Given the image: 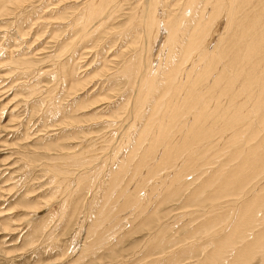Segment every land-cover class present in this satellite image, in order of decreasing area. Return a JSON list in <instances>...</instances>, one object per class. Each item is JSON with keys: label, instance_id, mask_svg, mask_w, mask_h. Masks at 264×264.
<instances>
[{"label": "rangeland", "instance_id": "1", "mask_svg": "<svg viewBox=\"0 0 264 264\" xmlns=\"http://www.w3.org/2000/svg\"><path fill=\"white\" fill-rule=\"evenodd\" d=\"M86 1L34 0L24 6L18 21L15 18L16 11L4 18L0 17V264H215L220 253L224 257L234 247L230 240L235 231H238L240 217L245 214L244 211L230 210L231 207L223 203L224 199L219 200L220 195L215 192L218 185L205 190L203 188L208 179L214 177L215 180L219 177L221 164L225 159L228 160L226 156L213 157L211 153L217 149L204 150L195 156L191 161L192 166L197 163L203 166L208 161L209 164L202 167L205 168L202 171L205 174L197 181L188 178L181 183V190L171 199L170 196L177 190L175 184L170 185L171 194L158 183L161 190L157 192L155 199L148 201L152 204L149 210L142 205L145 200H138L142 203L136 204L138 207L133 209L134 214L127 211L125 206L124 211H121V195L118 192L117 195H112V186L106 175L111 170L119 169L121 164H127L126 167L130 164L134 166L135 161L130 163L131 153L134 154V149L138 147L140 151L149 148L160 122L157 119L148 125L152 113L139 119L132 118L130 109L134 99L130 97L126 100L121 97L127 92V84L104 81L106 74L115 71L124 54L134 51L137 46V40H122L118 32L132 25L131 13L138 11L145 0H122L113 9L115 15L112 20L96 31L98 34L95 37L99 35V38L94 43H88V47L79 48L80 46L67 44V41L76 31L81 30L83 20L77 18L87 7ZM99 2L100 0H94L93 3ZM162 2L158 1L168 15L179 4V0ZM29 9L32 12L24 11ZM108 29L112 31L107 33ZM257 55H262V48L257 50ZM17 59L31 62L32 70L12 68ZM56 72L65 75L66 82L62 75L57 77ZM69 80L73 84L70 85ZM33 88L36 89L34 94ZM163 102L160 97L153 100L154 105ZM160 112L168 114L166 110ZM73 117L81 122L73 124ZM78 127H81L80 130ZM114 133V138H111ZM249 133L250 131L244 130V135ZM84 136L92 141L96 140L92 153L94 159L99 156V162L89 158L88 155L92 154L90 152L81 154V158H88L90 163L86 160V163H81V159V162L74 161V150L85 147ZM123 142L125 145H122ZM262 143L261 136L254 135L244 153L260 152L257 148L263 146ZM64 153L70 161L68 167L59 157ZM107 158L114 163H109ZM236 161H231L228 165ZM72 162L75 163L74 166ZM86 164L91 167H86ZM101 164L107 170L109 167L112 169L106 171ZM96 166L104 171L100 172L101 169H96ZM159 168L154 179L143 182L146 183V188L154 181L163 179V176L167 177V173L172 170L169 168L170 170L163 171L160 162ZM82 169L87 174L90 173L91 177L93 175V180L89 174L86 175L90 178H87L88 181L83 179L86 173ZM143 173H146V169H143ZM75 174L81 179L78 180ZM74 177L78 180V186L74 185ZM256 180L263 181L255 184V191L261 190L258 187L264 188V178ZM95 181L97 182L94 183ZM102 183L106 185L104 190ZM98 187L100 188L97 189ZM133 188L134 184L128 183L122 188L125 191L124 198L127 195L124 199L126 204L128 200L132 201L130 203L137 202L140 194L142 199L145 193L148 194L145 190L142 192L141 189L136 191ZM103 192L106 193L104 196H109L107 199L103 197ZM261 192L257 191L259 198L264 195ZM250 196L255 199V192ZM206 197H210L211 201H207ZM235 199L237 197L233 200ZM256 202L262 203L260 200ZM109 204L119 211L115 214L118 223L113 233L108 228L112 223L110 221L104 224L106 231H101L98 227ZM262 204L263 211L264 202ZM137 208L143 211L138 209V212ZM235 212H239L241 216H237L239 213L236 215ZM146 216L150 220L146 221ZM152 216L155 217L152 219ZM209 220L213 222L211 225ZM162 223L164 229H160L161 233H158L157 229ZM228 225H231L230 230L222 237L219 235L211 238L213 231L219 233ZM195 229H199L198 232ZM155 234L157 240L154 238ZM159 238L165 242H160ZM253 238L252 235L250 239ZM109 249L112 254L108 252ZM234 254L228 257L227 262ZM263 255L264 248L244 250L237 264H258Z\"/></svg>", "mask_w": 264, "mask_h": 264}, {"label": "bare ground", "instance_id": "2", "mask_svg": "<svg viewBox=\"0 0 264 264\" xmlns=\"http://www.w3.org/2000/svg\"><path fill=\"white\" fill-rule=\"evenodd\" d=\"M32 1L34 0H0V17L4 18V16H9L13 11H16L15 18L18 21V17L22 15L24 6ZM158 1L162 2V0H145L138 11L131 13L132 25L124 27L118 32V35L122 40L135 39L138 41V44L133 49L134 51L130 53L126 51L127 53L124 54L123 59L115 67V71L110 70L112 73H109V75L105 73L106 79L104 78V81L127 84L128 89H125L127 92L121 97H124L126 100L130 97L134 99V104L130 109L132 118L139 119L148 113H152L148 125L160 119L157 126L158 131L154 132L152 141H148V143L150 142L148 149L145 148L140 151V147H138V149L133 148L136 150L134 154L131 153L130 155V153H127L132 159H129L131 160L130 163L135 161L133 162L135 163L134 166L128 160L127 163L130 165L127 167V164H121L120 162L121 165H119V169L117 168L118 170L115 169L116 171L114 170V172L109 167L112 172L108 169L110 172L105 175L112 186V195H117V192L121 195V211H124L123 206H125L128 208L127 211L130 210L133 213V209L138 207L136 204L140 203L138 200H145V203L142 205L146 206V209L151 207L152 204L148 203V201H152V198L155 199L157 192L161 190L158 183L171 194L170 185L173 186L175 184L174 187L176 186L177 190L172 187L176 191L170 196L171 199L174 194H178L181 190L180 184L184 183L188 178L194 179V181L199 180L205 174L202 173L203 169H205L202 167H205L209 163L207 161L203 166L199 165V163L192 166L191 161L196 155L204 152V150L217 149L214 150V153H211L212 156L221 158L226 156L228 160L225 159V162L223 161L221 164L219 177L215 180H213L214 177L208 179L203 188L205 190L218 185L215 192L220 195L219 200L224 199L223 203L228 204L231 207L230 210L244 211L245 214L241 216L239 212H235L236 215L239 213L237 216L241 217L238 231H235L232 240H230L234 243V247L227 255L225 254V258L220 253L216 257L215 264H219L222 259L224 261L222 260L220 264L222 262L223 264H237L240 254L244 250H262L264 248V209L263 211L261 210L264 195L259 198V194L257 193V191H262L261 194H264V188L258 187L261 190L255 191V184L263 181L256 179L264 178V3L262 4L261 0H179L178 6L168 15L166 14V10H164V6L159 5ZM86 2L87 7L77 18V20H83L81 30L76 31V33L71 35L70 40L67 41V44L80 46L79 48H86L88 47V43H94L99 38V35L95 37L98 34L96 31L102 29L107 21L112 20L111 18L115 15L112 11L122 0H100L98 4H94V0H87ZM24 11L32 12L31 9ZM110 31L112 29H108L107 33ZM16 33L19 37V33ZM73 39H75L74 42L72 41ZM259 48H262V55L260 57L257 55ZM120 51L123 54V51ZM155 60L157 62L154 63ZM12 68L15 70L26 69L31 71L32 64L27 60L17 59ZM55 75L57 77L62 75L66 82L65 75L59 74V72H56ZM69 83L71 85L73 81L69 80ZM35 92L36 89L32 94ZM47 92H50V90ZM51 93L53 92L51 91ZM156 97L162 98L164 102L154 105L153 100ZM163 110L168 111V114H160V111ZM74 122L79 123L81 121L73 117L72 123L74 124ZM244 130L250 131V133L244 135ZM256 134L261 136L263 142V146L257 148V151L260 152L244 153L248 150L246 146L251 141V137ZM114 136L115 133L111 138H114ZM84 138V149L83 147H79L74 150V161L78 160L81 162V159L83 160L81 163H84L88 159L84 160L81 158V154H89L92 151L94 153L97 143L96 140L92 141L85 136ZM124 142L122 145H125ZM243 145L245 146L242 149ZM208 151L207 153H210ZM93 153L91 154L92 156L88 155L89 158L93 161L98 160L99 156L97 155V159H94ZM105 154L107 155V152ZM59 157L67 167L70 165L68 156L65 153L60 154ZM128 157L125 158L128 159ZM235 160L237 161L234 164L228 165L231 161ZM159 162L163 171L170 170L169 168L172 170L167 173V177L163 176V179L154 181L151 186L146 188V183L143 182L154 179L158 175L157 173L160 171ZM101 163H103V160ZM109 163H111L110 160ZM72 165L74 166L75 163L72 162ZM89 165L86 164V167L88 166L89 168ZM103 166L101 164V167ZM101 167H98V169H101ZM103 168L105 169V167ZM106 168L108 167L106 166ZM104 169H101L102 171L100 170V172H103ZM143 169H146V173L142 174ZM105 170L108 171L107 169ZM84 172L86 173L83 170ZM88 174L86 173L82 177L86 181H88L87 178L90 176V173ZM77 175L75 174V177ZM86 175L88 176L86 177ZM92 177L90 176L91 179ZM78 180L75 178V186H78ZM124 181V186H127V183L134 184L133 189L136 191L141 189L142 192L145 190L148 194H144V199L140 197V194L137 196V202L130 203L132 201L130 200L129 202L128 200V204H126V200L124 201V199L127 195L125 194L124 198L123 193L125 191H122ZM79 183L81 182L79 181ZM102 185L104 184L102 183ZM105 186H103L102 190H104ZM128 188L127 191L129 190ZM75 189L77 188L75 187ZM107 190L109 191V189ZM197 191L198 189L195 192ZM252 192H255V199L250 196ZM105 194L104 192L102 193L104 198L106 197L104 196ZM145 195L147 196L145 197ZM234 197H237V199L233 200ZM132 198L134 197L132 196ZM206 200L211 201V198L206 197ZM257 200H260L262 203L256 202ZM123 202H125V205ZM106 207L108 210L101 216L98 227L102 229L101 231H106L104 224L110 221L112 222V227L110 225L108 228L113 233L118 223L115 214L119 211L110 204ZM153 207L156 208V206ZM156 216L159 217L158 215ZM146 217L147 221L148 216ZM154 217L152 216L151 218L153 219ZM209 221L211 225L213 222L212 220ZM162 227L163 223L157 229L158 233H161L160 231L164 229ZM230 227L231 225L226 226L219 233L218 231H213L211 238L219 235L222 237L230 230ZM198 230L195 229V232H198ZM215 232L217 233L215 234ZM252 235L254 238L251 240L250 237ZM155 236L157 235L155 234L154 238ZM157 239L155 238V240ZM159 241L165 242L161 241V239ZM154 244L156 243L154 242ZM102 245L100 244L101 247H104ZM90 246L93 249L92 245ZM85 249H87L86 246ZM83 250H81V253ZM108 252L112 254L111 249ZM232 253L235 254L228 263V257ZM81 255L83 256L84 253ZM258 264H264V255L259 259Z\"/></svg>", "mask_w": 264, "mask_h": 264}]
</instances>
